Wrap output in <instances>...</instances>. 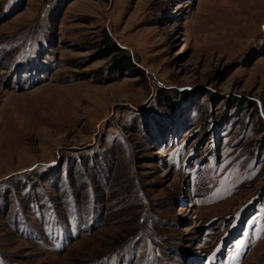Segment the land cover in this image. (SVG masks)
I'll list each match as a JSON object with an SVG mask.
<instances>
[{"label":"rangeland","instance_id":"1","mask_svg":"<svg viewBox=\"0 0 264 264\" xmlns=\"http://www.w3.org/2000/svg\"><path fill=\"white\" fill-rule=\"evenodd\" d=\"M0 264H264V0H0Z\"/></svg>","mask_w":264,"mask_h":264},{"label":"trees","instance_id":"2","mask_svg":"<svg viewBox=\"0 0 264 264\" xmlns=\"http://www.w3.org/2000/svg\"><path fill=\"white\" fill-rule=\"evenodd\" d=\"M98 46L101 49L103 57L113 55L115 53H124L114 57L118 61L115 67L126 68L134 66L127 52L120 48L105 30H103V38L100 42H98Z\"/></svg>","mask_w":264,"mask_h":264},{"label":"snow or ice","instance_id":"3","mask_svg":"<svg viewBox=\"0 0 264 264\" xmlns=\"http://www.w3.org/2000/svg\"><path fill=\"white\" fill-rule=\"evenodd\" d=\"M242 244H243V241L239 242V243L237 244V249H239L240 246H241Z\"/></svg>","mask_w":264,"mask_h":264}]
</instances>
